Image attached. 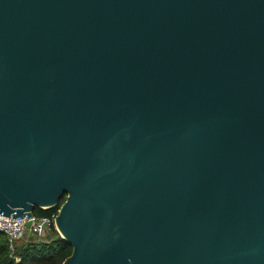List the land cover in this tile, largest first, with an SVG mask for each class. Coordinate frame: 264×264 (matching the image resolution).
Segmentation results:
<instances>
[{"label":"water","instance_id":"obj_1","mask_svg":"<svg viewBox=\"0 0 264 264\" xmlns=\"http://www.w3.org/2000/svg\"><path fill=\"white\" fill-rule=\"evenodd\" d=\"M56 206L62 264H264V0H0V215Z\"/></svg>","mask_w":264,"mask_h":264},{"label":"trees","instance_id":"obj_2","mask_svg":"<svg viewBox=\"0 0 264 264\" xmlns=\"http://www.w3.org/2000/svg\"><path fill=\"white\" fill-rule=\"evenodd\" d=\"M57 209L58 206L49 209L35 208L33 214L49 216ZM20 242H18L15 251L19 262H15L10 257L6 237L0 233V264H62L72 252V247L61 238L54 227L42 239Z\"/></svg>","mask_w":264,"mask_h":264},{"label":"built area","instance_id":"obj_3","mask_svg":"<svg viewBox=\"0 0 264 264\" xmlns=\"http://www.w3.org/2000/svg\"><path fill=\"white\" fill-rule=\"evenodd\" d=\"M55 213L49 216H36L32 214L29 217H17L11 219V216L0 215V233L6 237L10 257L15 262H19V257L15 254L18 242L25 240L27 236H37L42 238L50 231L52 227L56 229Z\"/></svg>","mask_w":264,"mask_h":264},{"label":"rangeland","instance_id":"obj_4","mask_svg":"<svg viewBox=\"0 0 264 264\" xmlns=\"http://www.w3.org/2000/svg\"><path fill=\"white\" fill-rule=\"evenodd\" d=\"M32 239H42V238H40V237L38 238L37 236H30V237L27 236V237L25 238V240H22L21 242H23V241H27V240H32ZM21 242H20V243H21Z\"/></svg>","mask_w":264,"mask_h":264}]
</instances>
